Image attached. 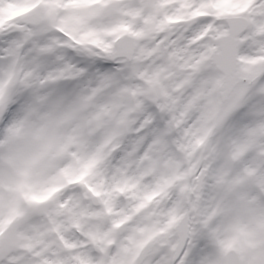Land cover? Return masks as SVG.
I'll return each mask as SVG.
<instances>
[{
	"label": "snow or ice",
	"instance_id": "snow-or-ice-1",
	"mask_svg": "<svg viewBox=\"0 0 264 264\" xmlns=\"http://www.w3.org/2000/svg\"><path fill=\"white\" fill-rule=\"evenodd\" d=\"M0 264H264V0H0Z\"/></svg>",
	"mask_w": 264,
	"mask_h": 264
}]
</instances>
